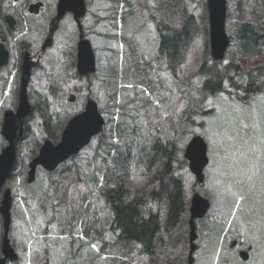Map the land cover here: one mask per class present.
<instances>
[{
    "label": "rangeland",
    "instance_id": "obj_1",
    "mask_svg": "<svg viewBox=\"0 0 264 264\" xmlns=\"http://www.w3.org/2000/svg\"><path fill=\"white\" fill-rule=\"evenodd\" d=\"M239 7L247 18L257 0H226L225 29L232 41L225 57L217 62L209 52L206 0H88L81 23L95 54L96 71L81 78L76 77L74 65H61L58 57V50L78 37L70 17L62 19L54 45L41 56L27 89L34 111L25 119L27 135L18 142L16 167L3 186L12 190L15 215L20 218L18 231L30 249L23 255L25 262L118 264L109 260V253L130 264L148 262L135 244L116 240L110 229L109 207L102 201L98 204L97 197L95 203L96 188L111 184L103 174V140L107 141L120 123V134L114 130L112 136L117 142L120 136L121 144L130 149L124 170L129 187L142 190L150 181L154 142L167 145V140L173 139L176 145L171 163L187 201L186 225L192 195L198 192L210 201L208 212L196 220L197 249L192 264H264V77L256 75L258 88L244 92L242 86L257 66L249 57L243 70L230 72L232 80H224L220 91L201 89L209 76L207 70L226 67L232 58L237 22L245 19L237 17ZM184 23L190 28L189 39L168 65L158 53L159 25L167 34L166 28L180 30ZM30 38L36 50L37 39ZM151 81L153 88L146 86ZM17 85V79L10 82V76L0 81V129L4 110L15 111L18 106ZM69 93H75L74 101L68 100ZM88 98L97 103L105 120L102 132L54 172L39 167L35 181L26 183L28 162L46 138L44 121L57 124V130L46 125L58 133ZM195 135L207 145L208 162L201 182L183 156ZM4 145L0 133V151ZM88 194L93 199L87 201ZM31 197L35 208L26 204ZM90 201L94 204L91 210ZM166 207L165 198L143 195V212L158 211L162 223ZM98 232L102 233L100 241H96ZM33 235L35 239L30 241ZM185 237L177 264H189L188 225ZM233 240L237 244L230 247ZM99 245L104 251L97 253ZM121 248L127 252L121 254ZM240 250H247V259L240 257Z\"/></svg>",
    "mask_w": 264,
    "mask_h": 264
},
{
    "label": "trees",
    "instance_id": "obj_2",
    "mask_svg": "<svg viewBox=\"0 0 264 264\" xmlns=\"http://www.w3.org/2000/svg\"><path fill=\"white\" fill-rule=\"evenodd\" d=\"M237 10V17L245 19L242 22H237V36L235 43L231 44L235 49L232 52V58L226 67L217 69L212 66L207 70L209 76L202 83L203 92L220 91L223 81L232 78L230 72L236 71L235 74H237V70H243L242 65L249 61L246 59L249 57L254 58L251 62L257 66H255L254 75H249L247 84L242 86L244 92L249 94L258 88L259 80L255 79L256 75L264 77V64L261 65L264 62V26L258 17L256 18L255 9L247 18L243 10L240 8ZM166 29L167 34L162 32L159 25L161 31L158 39V53L167 61L168 65H171L180 51L181 44L188 41L190 28L187 23H184L180 30ZM229 39L232 41L230 37ZM132 44L133 41H129V45ZM213 61L220 60L213 59ZM134 66L136 67L135 63ZM200 68L203 71V65ZM151 84L153 81L148 82L146 86L153 88L154 85L151 86ZM145 100L146 98H144ZM32 109L34 111V107ZM30 114L32 113L30 112ZM48 121L45 120L43 123L46 132H50ZM119 124L112 129L110 138L108 137L107 141L103 140L102 150L105 151V154L101 157L105 181L111 183L103 188L104 201L112 214L111 230L119 243L135 244L142 253L144 262L148 261L146 264H177L183 241L186 240L187 225L183 216L187 213V201L183 195L182 182L176 176L171 163L174 159V144L176 145V142L172 141L173 139H168L167 145L160 144L158 140L154 142L151 147L153 155L148 168L150 181L142 190L136 188L135 190L124 181L125 165L131 155L130 149L121 144L120 136L118 142L112 136L115 133L114 130L120 134ZM23 133V137H25L26 129ZM23 137H17L18 142L24 140ZM35 153L36 151L33 152V155ZM132 190H135L134 194H130ZM146 193L152 199H166L164 223L161 222L158 211L148 209L143 212V195ZM121 249V254L127 252L124 248ZM118 264L130 263L118 259Z\"/></svg>",
    "mask_w": 264,
    "mask_h": 264
},
{
    "label": "water",
    "instance_id": "obj_3",
    "mask_svg": "<svg viewBox=\"0 0 264 264\" xmlns=\"http://www.w3.org/2000/svg\"><path fill=\"white\" fill-rule=\"evenodd\" d=\"M209 22V45L210 55L215 60L224 57V53L229 44V38L225 30L226 18V0H207ZM73 13L74 18L81 27L79 18L85 12L84 0H59L56 16L51 22L50 33L53 31L55 23L65 12ZM12 24V22H10ZM7 60V50L3 44H0V66ZM34 61L35 58H32ZM30 62L27 64L23 72L18 94V106L15 111L6 110L4 112L0 133L6 140L5 146L0 151V189L10 176L17 162L15 139L23 134V122L27 115L31 112V105L27 94V80L30 69ZM76 68L79 74L87 76L96 69L95 56L91 44L87 38L81 35L77 44V61ZM75 94H70L69 101H74ZM104 124V118L98 110L97 103L93 99H88L84 109L73 115L66 123L60 140L57 144H53L49 139L39 147L37 155H35L28 164L27 182H31L35 178L37 166H41L46 170H54L61 162L67 160L70 156L77 154L86 144L89 143L91 137L98 134ZM207 145L200 135L193 136L188 142L184 158L188 161V166L196 179L201 182L204 178L203 168L208 162ZM10 190L6 189L0 205V211L4 214L5 225L9 220V208L11 206ZM210 208V201L203 197L200 193L195 192L189 205L188 219V239L190 243L189 263L192 262V253L197 248L195 242L197 238L196 219L202 218ZM236 241H233L232 245ZM8 248H7V247ZM3 250L5 257H0V264H5V260L15 259V255H11L7 242H4ZM242 259L248 257L247 250H241Z\"/></svg>",
    "mask_w": 264,
    "mask_h": 264
},
{
    "label": "flooded vegetation",
    "instance_id": "obj_4",
    "mask_svg": "<svg viewBox=\"0 0 264 264\" xmlns=\"http://www.w3.org/2000/svg\"><path fill=\"white\" fill-rule=\"evenodd\" d=\"M58 2L59 0H0V44H3L4 49L7 50V60L0 67V81L4 80L5 78H8L9 76H10V82H13L17 79L18 85H17L16 96L19 92L21 79H22L25 68H27V64L30 62V65H31L29 69L28 80H27V89H28L29 85L31 84V79L33 77L35 68L39 67L41 64V56L47 53L49 49L54 45L55 36L60 29L61 21L64 17H70V19L76 24L77 31H78V37L75 42H72L71 44H69L64 50L62 49L58 50V57H61L60 63L61 65L69 64V67L74 65L75 75L77 78L89 76V75L87 76L80 75L76 68L77 44L81 37V33L83 32L84 34V29H83L82 23H81L82 28L78 26L76 19L73 17V13L70 11L65 12V14L59 20L56 21L53 31L50 33L51 22L56 16ZM84 2H85L86 9H87L88 0H84ZM239 8L241 9V7ZM255 10L257 13L256 18L258 17L260 23L264 26V0H257V7L255 8ZM250 14H252V11H250ZM10 22H12V24ZM30 37H34L37 39L36 41L37 49L36 50H35L36 43L32 41ZM72 56L74 57L73 62H72ZM34 57H36L35 61L32 60V58ZM62 62L64 64H62ZM52 64H53V60H52ZM68 72L71 73V70H69ZM70 94L72 93H69V96ZM69 96H68V100H69ZM68 119L65 120V123L60 128L58 133L57 131L55 132V130L59 129V127H56L57 124H53V127L56 128L54 131L48 128L50 132H46L45 139H49L54 144L57 143L60 140L62 130L65 127ZM49 125H52V123L50 122ZM23 126H24V122H23ZM23 135L24 133L22 134L21 137H23ZM25 135H27V132L25 133ZM17 139L18 138L15 139L16 154H17V145H18ZM38 168L39 166H37L36 168L35 178L31 182H27L26 180V183L30 184L35 181ZM28 169L29 167L27 168V170ZM54 171L55 170L51 172H54ZM26 179H27V174H26ZM3 186L0 189V205H1V201L3 199L5 190L9 189L11 193L10 194L11 195V206L9 208V220H8L7 226L5 225L4 214L0 211V257L1 258L5 257L3 245H4V242H7L10 248L11 255H15L16 258L13 260L7 258L5 260V264H35L36 261L30 260V259H28L27 262H25L23 255L26 251L30 252V249L25 247L22 233L18 231L19 227L16 224V222H19L20 218L16 217L15 215V210H16L14 206L15 199H14V195L12 194V190L10 189V187H5L3 189ZM27 189L34 190L31 188H27ZM36 193H39V190H37ZM96 197L98 200V204H99V201H102V203L105 202L102 187L96 188L95 203H96ZM35 199L37 200L38 198H35ZM91 199H93V196L91 194H88L87 201ZM28 200L30 201V203L26 201V204L31 208H35L32 203L33 198L32 197L28 198ZM93 205L94 204L91 203L90 201L89 210L93 208ZM98 216H99V212L97 213V218ZM21 221H23V218ZM110 229H111V225H110ZM87 231L88 230L86 229V231L84 232L86 233ZM96 236H97L96 241H100L102 238V233L98 232ZM34 239H35V235L32 236L30 241H33ZM233 241H236V242L232 245ZM233 241L230 244V247H234L237 244V240H233ZM188 245L190 249V243ZM101 250L102 248L99 245V249H97V253L101 252ZM193 253H192V257H193ZM110 254L111 253L108 254L109 260L113 263L114 261L118 263L119 255L118 254L110 255ZM102 255H103V252L101 256ZM239 255H240V252H239ZM188 257H189V250H188L187 261H188ZM193 260L189 264H192ZM69 261L70 262H68V264H75L74 262L71 263V260ZM42 264H49V263L46 260L45 263H42ZM84 264H94V263H92L89 260V261H85Z\"/></svg>",
    "mask_w": 264,
    "mask_h": 264
}]
</instances>
